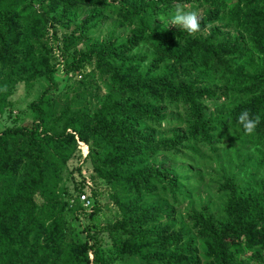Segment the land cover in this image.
I'll use <instances>...</instances> for the list:
<instances>
[{
    "label": "trees",
    "instance_id": "trees-1",
    "mask_svg": "<svg viewBox=\"0 0 264 264\" xmlns=\"http://www.w3.org/2000/svg\"><path fill=\"white\" fill-rule=\"evenodd\" d=\"M183 6L204 10L195 33L160 24ZM79 10L89 14L76 24ZM103 17L130 28V37L120 44L92 41L89 32ZM139 46L154 58L146 68L147 58L131 54ZM54 48L68 73L90 65L106 93L90 102L81 84L57 92ZM39 78L48 86L29 105L31 124L0 132V264L111 263L93 227L78 231L70 221L97 213L91 179L112 188L120 219L105 231L120 260L264 264V185L243 193L226 180L225 220L215 222L205 207L188 214L197 232L188 240L173 222L161 224L187 198L181 182L152 164L182 150L196 155L198 146L214 152L225 138L247 151L264 150V0H0V114L16 84ZM220 101L225 110L205 117V102ZM181 108L187 128L156 138L162 125L175 124L166 113ZM243 110L257 119L251 134L236 122ZM78 142L88 146L92 187L85 179H74L71 188L66 181ZM81 193L93 211L82 208Z\"/></svg>",
    "mask_w": 264,
    "mask_h": 264
},
{
    "label": "rangeland",
    "instance_id": "rangeland-1",
    "mask_svg": "<svg viewBox=\"0 0 264 264\" xmlns=\"http://www.w3.org/2000/svg\"><path fill=\"white\" fill-rule=\"evenodd\" d=\"M185 11H195L197 13L198 22L204 16V10L196 7L183 6ZM89 10H79L76 12L75 23H80L87 15ZM161 25L169 29L180 30L183 29L179 25H172L169 23V17L160 21ZM94 27L89 32L92 41L112 40L116 44L123 43L131 35L130 28H121L119 21L113 17H103L94 23ZM64 27L58 28V34H63L70 31ZM51 34V31H50ZM47 45L45 49L52 44V36L46 39ZM55 50V48H54ZM38 53H43V48L37 50ZM54 52V51H53ZM135 56H144L147 60L142 64L143 68L154 60L150 58L151 52L147 47L139 46L131 53ZM50 63L52 64V51L50 50ZM55 63L57 72L55 74V82L58 84L57 92H63L69 87H78L81 84L84 92L89 93L91 98H87L90 102L95 101V96L101 97L107 91V84L102 76L94 73L90 65L79 72L68 73L64 69V63L55 50ZM48 82L44 78H39L31 83H18L15 85L13 93L7 99L8 109L5 114H0V132L7 127L29 126L31 124V113L29 105L36 101L42 92L47 88ZM78 92H81L78 88ZM94 96V97H93ZM222 102L214 105L210 102H205L207 109L205 110V117L214 114L222 113L225 109L221 107ZM169 111V110H168ZM186 110L181 108L176 112L166 113L167 119H171L174 125H162L160 131L156 134V138L171 137L173 133H180L187 128L186 125ZM169 126V127H167ZM85 144V143H84ZM82 147V150L88 153V146ZM198 153L192 154L188 150H182L181 154L175 157L160 155L155 157L152 162L154 166H159L168 169L172 176L177 177L181 184L182 191L186 195V199L178 206L172 207L174 215L171 219L162 222L161 224L174 223V230H182L186 233L185 239H196V230L191 228V222L187 219L190 213H197L201 207H205L207 213L214 216L215 222H223V209L226 206L227 194L220 190L224 186L226 180H232L239 185V189L243 193H255L264 185V150L258 153L257 151H247L242 148V145L237 142L229 143L225 138L222 140V145L218 146L214 152L209 149L198 146L196 147ZM68 172L71 179H67L69 188L72 187L74 179L83 180V177L92 175L91 166L88 159H82L81 151L77 149L74 158L68 164ZM77 177V178H75ZM95 182L96 199L98 203V211L92 217H83L82 220L77 221L70 218L72 227L78 231H82L83 227H93L91 232L98 239L102 249L105 250L106 263L108 264H140L136 259L124 257L118 259L112 242L105 231L111 227L116 221L120 219V214L116 207L110 200L112 195V188L102 183L99 180ZM75 184V183H74ZM155 202V201H153ZM94 209V208H93ZM92 209V211H93ZM70 216V215H69ZM72 217V216H70ZM79 233V232H78ZM80 240L85 239V233L79 235ZM245 258V255L242 256ZM89 259L92 261L93 256L89 253ZM201 264H208L207 261Z\"/></svg>",
    "mask_w": 264,
    "mask_h": 264
},
{
    "label": "clouds",
    "instance_id": "clouds-1",
    "mask_svg": "<svg viewBox=\"0 0 264 264\" xmlns=\"http://www.w3.org/2000/svg\"><path fill=\"white\" fill-rule=\"evenodd\" d=\"M169 23L179 25L188 34L195 33L200 28L197 13L195 11H185L182 7H177L170 13ZM236 122L245 134H251L256 127L257 119L250 117L247 110H243L237 115Z\"/></svg>",
    "mask_w": 264,
    "mask_h": 264
},
{
    "label": "built area",
    "instance_id": "built-area-1",
    "mask_svg": "<svg viewBox=\"0 0 264 264\" xmlns=\"http://www.w3.org/2000/svg\"><path fill=\"white\" fill-rule=\"evenodd\" d=\"M78 149L79 151H81V157L82 159H85L87 157V149H86V153L84 152V150H82V147L84 149V147L86 148L84 143L78 142ZM85 179V184L87 187H92V182L90 181V179L88 177H84ZM77 199L79 201V203L82 205V208L85 210L86 213H89L92 211L93 209V204L91 202V199L88 195L86 194H78L77 195Z\"/></svg>",
    "mask_w": 264,
    "mask_h": 264
}]
</instances>
